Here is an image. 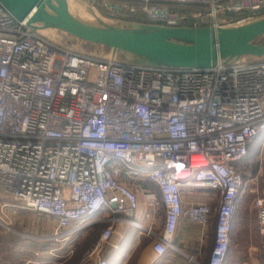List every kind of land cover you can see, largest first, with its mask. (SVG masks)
<instances>
[{"label": "built area", "instance_id": "1", "mask_svg": "<svg viewBox=\"0 0 264 264\" xmlns=\"http://www.w3.org/2000/svg\"><path fill=\"white\" fill-rule=\"evenodd\" d=\"M116 1L105 7L133 14L128 2L140 1L147 20L167 29H180L182 17L156 4L203 5L213 27H223L219 12L256 15L264 8L260 0ZM262 134L264 61L218 60L200 69L93 58L41 37L28 18L19 21L0 4V226L9 232V211H26L50 220L45 239L65 243L105 209L133 216L138 197L128 183L144 180L158 193H144L145 203L165 213L156 254L172 247L182 216L209 223L207 204L183 209L182 190L211 191L216 222L208 264H223L245 188L234 164ZM254 204L264 237V197ZM112 232L103 227L73 262L70 247L61 263L106 264L102 251Z\"/></svg>", "mask_w": 264, "mask_h": 264}, {"label": "crops", "instance_id": "2", "mask_svg": "<svg viewBox=\"0 0 264 264\" xmlns=\"http://www.w3.org/2000/svg\"><path fill=\"white\" fill-rule=\"evenodd\" d=\"M140 181L142 185L137 187L133 182L128 183L138 197V208L133 216H118L105 209L85 220L87 226L72 233L65 243L42 239L39 229L34 230L32 225L30 234L26 233L30 224L26 223L28 221L22 215L26 211H9L13 216L11 232L0 226V264H67L61 263L60 257L70 247L75 251L73 262L98 236L99 229L101 231L109 225L113 232L102 251V259L106 264H208L215 242V195L198 190H182L183 209L196 203L207 204L211 210L209 223L202 227L182 216L176 226L172 247L158 256L153 246L162 236L165 213L162 206L156 210L147 206L143 194L153 193L158 196L157 189L144 180H138L139 183ZM250 192L255 193V189ZM241 198H238L232 218L230 247L223 264H264V256L262 261L256 262V256L264 254V249L259 246L263 239L257 228V211L254 209L251 216L245 209V203L241 204ZM239 206L242 208H238Z\"/></svg>", "mask_w": 264, "mask_h": 264}, {"label": "water", "instance_id": "3", "mask_svg": "<svg viewBox=\"0 0 264 264\" xmlns=\"http://www.w3.org/2000/svg\"><path fill=\"white\" fill-rule=\"evenodd\" d=\"M0 4L15 19L21 21L28 18V25L33 28L42 24L43 28L61 29L87 43L173 68L204 69L214 67L218 60L264 56V44L253 43L264 35V17L232 28L210 26L137 32L97 29L80 24L71 16L67 0H0ZM47 8L54 14L48 13ZM31 12H34L32 17ZM254 13L262 14L264 8Z\"/></svg>", "mask_w": 264, "mask_h": 264}, {"label": "rangeland", "instance_id": "4", "mask_svg": "<svg viewBox=\"0 0 264 264\" xmlns=\"http://www.w3.org/2000/svg\"><path fill=\"white\" fill-rule=\"evenodd\" d=\"M264 4V0H260ZM68 2V10L71 14V16L80 24H83L88 27L97 28V29H108V30H130V31H152L156 29H167L163 24H158L157 22H150L147 20L146 14H143V18L147 21L146 25L143 26H135L131 25L126 22L122 21H111L106 18H104V13H108L110 11L111 13H115L117 11H111L105 7V3L115 4L118 3L116 0H67ZM139 2L141 5V11L144 6V4L140 1H134ZM131 2H128L130 4ZM162 8H166L170 13H177L181 14V10L185 9L183 11H189L193 10L194 18H197L198 21L196 22L197 28H200V26L208 25V27L212 24V19L209 17L210 10L209 8L203 6V5H183L178 6V4H171L169 5H160ZM48 13L54 14V12L47 8L46 9ZM191 12V11H190ZM242 15H238V19L240 18H246L250 17V19L246 20L242 25L254 22L261 17L260 14L253 15L251 13H248L244 11L241 13ZM232 15L224 14L222 15L221 12L218 13V23L220 26H223L222 28H232V27H238L234 26L232 23H230ZM236 20V19H234ZM42 24H38L36 28V32L43 38H46L47 40L57 44L58 46L74 51L77 53H81L93 58H102V59H113L118 62L122 63H129V64H138V65H146V64H155L154 62L139 57L137 55L128 54L122 51L114 50L111 48H107L100 45H94L87 43L83 40L77 39L73 37L72 35L68 34L67 32L57 29V28H43ZM236 59H239L241 61H247V62H260L264 61V56L262 57H256V56H241ZM250 150L248 154H250V159L244 164V166L241 167L240 172L243 173L244 179H245V188L244 193L240 195L243 200L241 204L245 203V209L251 213V216L253 214L255 208V200L261 197H264V134H262L257 141L255 140L254 143H251ZM234 166H237L238 164L235 163ZM240 167V166H239ZM239 169V168H238ZM253 179H256L253 180ZM142 181L140 183L138 181L134 182V185L137 187L138 185L141 186ZM255 189V193H251L250 190ZM211 191H204V193H210ZM212 193V192H211ZM247 205V206H246ZM238 208H242V206H239ZM248 212V213H249ZM238 214L240 215V212L238 211ZM23 218L25 221H28L26 223H30L28 225L29 228H26V233L30 234V229L32 228H38L39 229V235L42 239H45L52 233V226L50 223V220L46 219L43 216H37L33 213H27L23 212ZM250 215V214H248ZM33 227H32V226ZM32 232V231H31ZM100 232V229L98 231V234ZM38 233V231H37ZM260 240V248L264 249V237L261 236ZM261 256H256V262L259 260L262 261Z\"/></svg>", "mask_w": 264, "mask_h": 264}, {"label": "trees", "instance_id": "5", "mask_svg": "<svg viewBox=\"0 0 264 264\" xmlns=\"http://www.w3.org/2000/svg\"><path fill=\"white\" fill-rule=\"evenodd\" d=\"M171 4H178V6L179 5L180 6H183V5H186V6L187 5H198V4H182V3H168V4H165V5H169L170 6ZM129 5L135 7V9H136L135 13L131 14L127 10H119V11H117L115 13H111L110 11H108V13H104L103 16H104V18H106L108 20H111V21H122V22H126V23H129L131 25H135V26L146 25L147 21L143 18V14H142V11H141V5L142 4H140L139 2L132 1ZM156 5H162V4H156ZM183 10H185V9H182L181 10L182 12L180 14V16L182 17V20L180 21V25H179L180 28H189V29L193 28L194 23H196L198 21V19L194 18V16H191V15H193V12H192L193 10H190V9H189V11L188 10L187 11H183ZM260 15H261V17H264V13H262ZM237 17H238V15H232L230 20L237 19ZM205 24L206 23L204 22V25L200 26L199 29L208 27V25H205ZM253 43L258 44V45L264 44V35L261 36V37H258L257 39H255L253 41ZM94 45H96V44H94ZM259 137H257L255 140L257 141V139H259ZM255 140L252 143H254ZM251 145L252 144H250V146L248 147L246 156L241 161L236 162L238 164V168L239 169L237 168V166H234V167L238 171L241 170V167L244 166V164L250 159V154H248V152L250 150ZM1 256L2 255H1V252H0V259H2Z\"/></svg>", "mask_w": 264, "mask_h": 264}, {"label": "bare ground", "instance_id": "6", "mask_svg": "<svg viewBox=\"0 0 264 264\" xmlns=\"http://www.w3.org/2000/svg\"><path fill=\"white\" fill-rule=\"evenodd\" d=\"M33 14H34V12H31L30 17H32ZM41 21H42V22L44 21L43 18L41 19Z\"/></svg>", "mask_w": 264, "mask_h": 264}]
</instances>
